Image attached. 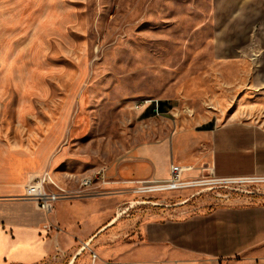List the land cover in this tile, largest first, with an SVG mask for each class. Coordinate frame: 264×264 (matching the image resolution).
I'll return each mask as SVG.
<instances>
[{
	"label": "crops",
	"instance_id": "crops-1",
	"mask_svg": "<svg viewBox=\"0 0 264 264\" xmlns=\"http://www.w3.org/2000/svg\"><path fill=\"white\" fill-rule=\"evenodd\" d=\"M212 5L216 21L237 20L244 23L241 29L261 21L264 11V0ZM86 94L79 90L56 115L20 103L8 115L15 117L9 124L0 109V264H247L264 258V205L206 210L190 205L194 192L174 190L166 197L183 199L161 197L159 208L131 207L125 216L121 211L141 198L135 191L140 182L168 178L172 164L190 167L183 174L188 180L264 175L261 126L230 111L220 122L186 116L172 135L148 136L119 153ZM101 168L103 182L82 187L81 195L59 201L51 213L25 198L26 185L44 172L74 191ZM48 222L60 231L47 235Z\"/></svg>",
	"mask_w": 264,
	"mask_h": 264
},
{
	"label": "rangeland",
	"instance_id": "rangeland-1",
	"mask_svg": "<svg viewBox=\"0 0 264 264\" xmlns=\"http://www.w3.org/2000/svg\"><path fill=\"white\" fill-rule=\"evenodd\" d=\"M212 6V0H0L2 119L15 120L8 115L20 103L59 114L80 90L119 153L148 136L172 135L186 116L220 122L230 111L264 129V11L261 21L241 29L237 20L216 21ZM142 100L165 102L167 113L153 114L151 103L138 107ZM181 190L195 193L194 208L264 205V175ZM139 194L145 204L132 211L185 196Z\"/></svg>",
	"mask_w": 264,
	"mask_h": 264
},
{
	"label": "built area",
	"instance_id": "built-area-1",
	"mask_svg": "<svg viewBox=\"0 0 264 264\" xmlns=\"http://www.w3.org/2000/svg\"><path fill=\"white\" fill-rule=\"evenodd\" d=\"M151 103L152 104V113L156 115H164L165 113L160 109V101L158 100H142L137 102L138 107L143 108L145 105ZM191 169L188 166H183L182 164H172L170 168V173L168 178L164 180H153V181H143L140 182V186H138L135 191L137 193H154V192H167L174 190H181L190 187H198L206 184V182L211 181H222L215 180L213 178L203 177L201 179L196 180H188L184 178V171ZM104 177V169L101 168L98 170L93 177L85 178L78 190L71 191L65 187L59 185L51 176L50 173L44 172L43 174L36 176L33 178L25 188V198L32 200L36 203L37 207L44 211L45 213H51L56 204L64 199H71L81 195L84 191L82 187H92L95 181L103 182ZM147 203H151L146 201ZM146 203V204H147ZM153 204V205H157ZM129 212V211H128ZM43 230L47 233V235H51L53 233H57L60 231V227L57 224L46 223L43 226ZM85 248V247H83ZM93 260L97 259V254L92 252ZM247 264H264V258H255L250 260Z\"/></svg>",
	"mask_w": 264,
	"mask_h": 264
},
{
	"label": "bare ground",
	"instance_id": "bare-ground-1",
	"mask_svg": "<svg viewBox=\"0 0 264 264\" xmlns=\"http://www.w3.org/2000/svg\"><path fill=\"white\" fill-rule=\"evenodd\" d=\"M135 204H145V202H144V201H136V202H132V204H130V206H129L128 208H125V209H124V211H123L122 214L126 213V211H127L128 209H130L131 207H134ZM121 216H122V215H121ZM121 216H120V213H119V217H121ZM82 250H83V249H81L80 252H81Z\"/></svg>",
	"mask_w": 264,
	"mask_h": 264
},
{
	"label": "trees",
	"instance_id": "trees-1",
	"mask_svg": "<svg viewBox=\"0 0 264 264\" xmlns=\"http://www.w3.org/2000/svg\"><path fill=\"white\" fill-rule=\"evenodd\" d=\"M164 106H165V102H161L160 103V109H161V111H164ZM211 126H212V124L209 125L208 127H211Z\"/></svg>",
	"mask_w": 264,
	"mask_h": 264
}]
</instances>
